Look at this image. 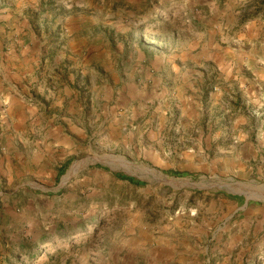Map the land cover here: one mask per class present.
<instances>
[{
  "label": "rangeland",
  "instance_id": "rangeland-1",
  "mask_svg": "<svg viewBox=\"0 0 264 264\" xmlns=\"http://www.w3.org/2000/svg\"><path fill=\"white\" fill-rule=\"evenodd\" d=\"M23 2L51 102L78 136L18 187L0 171V264H158L165 253L264 264V160L240 132L258 116L247 90L257 78L241 50L246 13L231 16L244 0H0V18ZM196 52L206 57L180 59ZM223 117L242 122L218 138Z\"/></svg>",
  "mask_w": 264,
  "mask_h": 264
},
{
  "label": "crops",
  "instance_id": "crops-1",
  "mask_svg": "<svg viewBox=\"0 0 264 264\" xmlns=\"http://www.w3.org/2000/svg\"><path fill=\"white\" fill-rule=\"evenodd\" d=\"M251 2L252 0H244V8H239V11L236 8L231 10L232 18L246 13V32L244 36L242 35L245 41L242 44L245 47L241 50L248 56H245V67L253 70L257 78L255 83L247 85V90L251 92L252 108L258 116L253 118L254 127L250 125L252 119L248 121V117L243 118L244 123H248L249 126L246 124L248 127L244 126L245 131L241 129L240 132L246 139L243 143L245 149L255 151L260 156V160H264L262 148L264 147V11L251 13L254 12L248 9ZM17 5L22 7L19 14L16 9L8 7L0 18V171L2 178L8 181V184L16 183L18 187L21 183L17 182L24 177L28 175L38 177L40 170L44 173L52 170L50 165L54 161L56 150H60L61 147L67 150L74 146L73 141L78 136V132L66 123L68 118H62L56 113V104L51 102L53 92L43 76L49 70L48 60L38 47L41 38H38L35 31L39 22L29 18L25 2ZM221 49L223 58L230 59L231 47H221ZM198 53L181 55L180 59L188 60L190 56H194L195 59L206 57L199 56ZM240 57L244 58V56ZM229 67L230 65L224 66L223 71H230ZM187 72L188 70L181 69L177 73V80L186 84L193 78L192 75L188 76ZM195 78L193 83L198 84L200 77ZM239 81L243 79L240 78ZM61 102V107L64 106V102L67 103L65 98ZM73 102H76V99H73ZM212 102V106L217 111L228 112L227 105L222 99L214 98ZM94 105L92 103V107ZM84 107L82 106V109ZM71 109L70 107L69 111H72ZM241 122L240 117L235 121L225 122V117L217 120L216 125L219 129L214 133L215 137H225L230 131L231 123L239 126ZM252 160H254L252 157L245 158L247 165L253 164ZM67 161L59 165V171L64 170ZM240 162L242 163L241 159ZM204 251L207 252L208 248L196 252L201 254ZM165 254L158 258V264L173 263L175 256ZM195 257L194 254L188 264H201L199 258L195 259Z\"/></svg>",
  "mask_w": 264,
  "mask_h": 264
},
{
  "label": "trees",
  "instance_id": "trees-1",
  "mask_svg": "<svg viewBox=\"0 0 264 264\" xmlns=\"http://www.w3.org/2000/svg\"><path fill=\"white\" fill-rule=\"evenodd\" d=\"M176 174H177L178 176H184V175H186L185 172H184V173H182V172H176ZM117 176H118L119 178L129 180V181H131V182H133V183H137V184H143V183H145L144 181H142V180H140V179H138V178L131 177V176H127V175H125V174H123V173H117ZM27 253H28L31 257H33V255H35V253L33 252V250L27 251Z\"/></svg>",
  "mask_w": 264,
  "mask_h": 264
}]
</instances>
